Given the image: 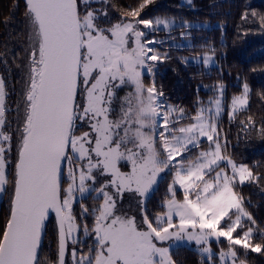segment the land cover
Returning a JSON list of instances; mask_svg holds the SVG:
<instances>
[{
  "label": "rangeland",
  "instance_id": "1",
  "mask_svg": "<svg viewBox=\"0 0 264 264\" xmlns=\"http://www.w3.org/2000/svg\"><path fill=\"white\" fill-rule=\"evenodd\" d=\"M83 1L95 3L80 24L83 91L76 127L87 130L70 137L69 151L82 161L77 169L86 170L84 177H75L78 197L91 194L100 201L92 232L84 230L80 237L72 215L71 196L77 194L73 184L62 198L68 243L80 244L72 251L81 252H72L69 264H173L170 252L181 246L194 249L209 264H247L238 260L234 245L258 252L249 242L260 230L234 187L254 180V175L224 152L219 122L223 115L232 117L247 108L248 85L232 81L240 91L229 94L226 85L217 84L215 93L198 104L192 120L179 123L184 114L153 85L142 83V76L153 73L167 54L166 48L196 45L193 29L217 24L171 17L109 24L105 0ZM26 33L30 56L34 53V61L39 60L32 88L37 91L41 37L31 18ZM181 58L205 70L220 64V56L208 51ZM3 100L0 76V202L6 181L3 151L8 146L1 129ZM192 148L196 155L189 159ZM167 173L171 180L164 211L150 219L146 201ZM221 241L230 245L214 246ZM82 243L89 245L87 253Z\"/></svg>",
  "mask_w": 264,
  "mask_h": 264
},
{
  "label": "trees",
  "instance_id": "2",
  "mask_svg": "<svg viewBox=\"0 0 264 264\" xmlns=\"http://www.w3.org/2000/svg\"><path fill=\"white\" fill-rule=\"evenodd\" d=\"M105 1L110 12L109 24L124 19L147 21L154 17L217 24L209 29H193L196 45L166 48L167 54L162 55L163 59L157 63L153 73L142 76V83L144 86L153 85L175 107V111L184 114L179 123L192 120L198 104L215 93L217 84L226 85L229 94L240 91L239 86L230 84L232 81L238 79L248 85L247 108L232 117L223 115L219 128L225 138L224 152L235 163L248 166L254 175V180L235 186L234 191L260 230L249 242L251 246L259 247V251L238 245H234V249L238 260L247 264H264V0H190L188 3L182 0ZM77 4L81 24L95 3L86 4L83 0H77ZM28 18L36 24L24 0H0V76L4 88V124L1 129L8 138V146L3 151L6 181L0 202V244L13 208L17 185L16 165L29 118L30 101L27 97L31 91L33 62L27 44ZM202 51L219 55V66L205 70L181 58L183 54L196 55ZM82 91L79 77L61 198L67 196L72 175L84 177L86 172L84 168H80V171L77 169L82 166V161L69 151L70 137L87 130V127H76L77 117L82 110ZM191 150L193 153L189 159L196 155V148ZM170 180L171 174L167 173L147 199L145 213L148 218L164 211ZM78 192L77 189V194L71 196V201L74 200L72 215L82 237L84 230L92 232L94 213L97 212L95 205L100 198L94 199L91 194L78 197ZM78 245L68 243L65 264H69L72 252L76 255L81 253L72 251ZM229 245L227 241H221L214 246L225 249ZM82 246V252L87 253L89 245ZM170 257L173 264H209L197 251L186 246L171 250ZM57 261L58 231L54 215H51L43 230L35 264H57Z\"/></svg>",
  "mask_w": 264,
  "mask_h": 264
},
{
  "label": "water",
  "instance_id": "3",
  "mask_svg": "<svg viewBox=\"0 0 264 264\" xmlns=\"http://www.w3.org/2000/svg\"><path fill=\"white\" fill-rule=\"evenodd\" d=\"M24 2L41 37L42 67L38 75L41 92L33 112L31 95L35 91L32 89L36 82L35 65L39 62L34 61L33 53L31 91L27 97L29 118L16 165L13 208L0 244V264H35L51 215L58 231L57 264H65L68 239L61 192L81 64L78 4L77 0ZM21 168L24 170L19 191ZM71 179L76 191L74 174Z\"/></svg>",
  "mask_w": 264,
  "mask_h": 264
},
{
  "label": "bare ground",
  "instance_id": "4",
  "mask_svg": "<svg viewBox=\"0 0 264 264\" xmlns=\"http://www.w3.org/2000/svg\"><path fill=\"white\" fill-rule=\"evenodd\" d=\"M42 74L43 73H41V76H42ZM40 92H41V88L39 87L38 88V90L36 91H34V96H35V100H34V102H33V107H32V109H33V112L35 111V109H36V103H37V99L39 98V95H40ZM25 158V157H24ZM23 168H21V171H20V183H19V188H18V190L20 191V189H21V184H22V175H23ZM17 198H19V195H18V197ZM18 200V199H17Z\"/></svg>",
  "mask_w": 264,
  "mask_h": 264
},
{
  "label": "flooded vegetation",
  "instance_id": "5",
  "mask_svg": "<svg viewBox=\"0 0 264 264\" xmlns=\"http://www.w3.org/2000/svg\"><path fill=\"white\" fill-rule=\"evenodd\" d=\"M84 245V243H82ZM82 250V247H79Z\"/></svg>",
  "mask_w": 264,
  "mask_h": 264
}]
</instances>
